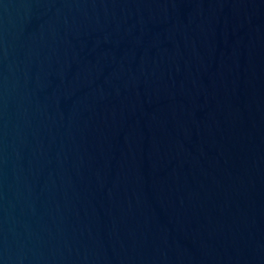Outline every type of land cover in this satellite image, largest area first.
<instances>
[{
    "label": "water",
    "instance_id": "95a60500",
    "mask_svg": "<svg viewBox=\"0 0 264 264\" xmlns=\"http://www.w3.org/2000/svg\"><path fill=\"white\" fill-rule=\"evenodd\" d=\"M0 264H264V0H0Z\"/></svg>",
    "mask_w": 264,
    "mask_h": 264
}]
</instances>
